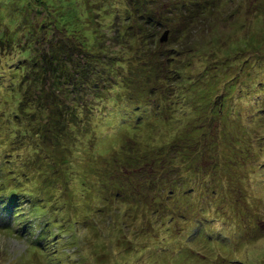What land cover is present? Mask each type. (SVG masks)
I'll return each instance as SVG.
<instances>
[{
    "label": "rangeland",
    "instance_id": "374dc122",
    "mask_svg": "<svg viewBox=\"0 0 264 264\" xmlns=\"http://www.w3.org/2000/svg\"><path fill=\"white\" fill-rule=\"evenodd\" d=\"M64 1L68 3L14 0L2 5L0 16L7 24L0 21V43L25 42L34 52L44 51L49 47L45 40L51 34L45 27L54 26L55 37L65 32L69 38L64 41L69 45L78 43L80 57L86 59L101 51L104 60L94 72L112 79L113 70L124 84L113 92L93 91L87 97L104 103L110 97L117 100L113 102L162 100L166 105L161 116L166 120L160 121V117L157 123L150 122L152 127L130 137L125 131L131 133L132 128L112 123L118 136L111 137L105 147L95 144L98 132L91 130L95 123L88 116L92 112L83 107L79 118L85 123L83 127L78 123L77 136L47 137L42 127L46 136L43 139L33 123L15 122L10 102L13 94L1 88L0 97L5 102L0 107V163L4 161L0 164V184L13 183L8 190L14 184H26L41 207L36 220L31 219L27 204L22 208L27 215L21 212L20 217H14L11 207H0V264H264V193L250 184L248 174L260 172L258 166L264 168V119L253 122L255 118L242 115L243 106L250 115L254 103L245 104V88L239 93L235 86L252 84V78L264 73V63L251 69L252 60L264 58V0H204L209 6L203 8L199 7L200 0H174V5L183 8L181 12L174 10L172 3L161 9L158 4L162 0H146L145 9L166 25L175 27L182 18L181 26H186L188 32L182 35L183 45L177 44L180 39L174 37V32L158 24L151 28L139 19L131 22L127 1ZM59 22L64 23L63 27ZM157 27V34H150ZM165 32L166 39L160 41ZM146 38L168 45L162 46L159 57L154 56L157 46L152 50L148 45L152 41L148 39L146 45ZM171 44L174 48H169ZM52 56L57 55L52 52ZM161 60L171 63L168 69ZM83 62L66 63L72 79L78 75L82 82L86 80L88 74H83L92 67H83ZM151 66L156 69L153 75L148 74ZM162 77L169 78L168 82L159 83ZM154 88L158 89L157 95L151 93ZM65 94L66 109L71 104L83 105L79 93ZM105 128L110 130L107 125ZM19 130L25 133L15 134ZM183 157L190 177L197 182L196 192L187 198L165 190V173L172 168L175 172L177 161ZM170 158L174 162H169ZM92 161L107 170L87 172L85 178L93 182L89 194L79 185L82 176L76 171L82 172ZM153 161L156 168L151 165ZM141 173L144 175L140 180L137 176ZM10 174L22 176L20 183ZM111 174L115 180L123 178L124 184L130 179L133 184L143 185L139 193L148 196L129 201L122 184V194L120 190H103L104 197L99 198L94 194L95 177L111 183ZM192 200H204V211L197 213V203ZM196 217L222 234L207 241L208 249L199 242L202 235L192 234L189 239L190 228L183 231L189 225L185 220ZM30 222L31 231L26 232ZM46 222H50L51 229L41 240L39 224L45 227ZM225 236L232 238L227 247L219 242ZM192 240L196 243L191 244Z\"/></svg>",
    "mask_w": 264,
    "mask_h": 264
},
{
    "label": "trees",
    "instance_id": "16d2710c",
    "mask_svg": "<svg viewBox=\"0 0 264 264\" xmlns=\"http://www.w3.org/2000/svg\"><path fill=\"white\" fill-rule=\"evenodd\" d=\"M123 2L130 3V14L131 22L136 23V20H138L141 24L145 23L148 24L151 28L158 24L160 27L165 30L168 29V32L171 31L173 33L176 39H180L177 44H182L185 39H183L184 36L183 33L186 31V26H181L183 22L182 18L178 20L177 26L172 25H166V22L164 23L161 21L153 12L147 11L145 9L146 6L145 3H147L146 0H122ZM177 1V0H175ZM174 0H162L159 2L158 7L163 8L167 6L166 3H172L173 9L180 11L183 9L181 6L174 5ZM204 0H200L199 7H207L209 4L207 2L203 3ZM228 1V0H226ZM235 0H232L234 2ZM237 2L239 0H236ZM14 2V0H0V8L2 5H6V3ZM60 2L68 3L67 1L60 0ZM120 3V2H119ZM244 3H247L246 0ZM121 4V3H120ZM198 5V3H197ZM64 4L62 5V7ZM144 6V10L142 11L141 8ZM200 10V9H199ZM197 12V11H196ZM213 15H216V13H212ZM177 15H180L178 13ZM217 16V15H216ZM134 19V20H133ZM209 19V18H207ZM206 19V20H207ZM216 19V18H215ZM4 16H0V21L3 22ZM212 20V19H211ZM214 20V19H213ZM211 22H215V21ZM14 21V18L11 19V22ZM66 21V20H65ZM196 22V21H195ZM5 23V22H3ZM206 23L211 26V23L209 20L206 21ZM222 23V22H221ZM7 24V23H5ZM184 24V23H183ZM227 24V23H226ZM64 23L59 22V26L63 27ZM146 26V25H145ZM146 26V27H148ZM141 28V25L139 26ZM137 28V24H136ZM200 28V27H199ZM151 30L150 28H148ZM160 28L157 27L155 31H153L150 34H157V31ZM49 30L51 31L50 39L45 40L49 47L47 50L42 51L43 49L37 50L34 52V49L32 47L25 46V42L23 44H16L8 45L5 44V42L0 43V51L2 53L0 54V96L2 97V91L1 88L4 90H9V94L12 93V100L10 101L11 104L14 106V109L11 108V113L14 112V118L15 122L17 124H21L23 121H29L34 124L37 128L40 129L42 133V137H55L56 139L58 137L62 138L64 134L70 135V136H77L76 127L79 123L81 127L84 126V120L80 119V111L83 107H88L89 111L92 112L90 115H88L91 120H94V126L92 124L91 130L97 131L98 135L95 136L96 142L95 144H99L102 146H105L107 142H109L110 138L113 136H118V133H116V127L112 123H125L124 128L130 129L132 128L133 131L131 133L127 134V131H125L127 137H130L131 135H134L135 132L139 131L140 129H144L145 127H152L153 122H156V120L160 119V121L166 120V118L162 120V114L164 105H166V102L160 100L158 102H145L143 100H131L128 102L126 99H119L118 102L113 98H107L106 103L102 102V99H92L90 96L87 97V95H90L93 91L100 92V93H109L113 92V89L117 88V86L121 87L124 85L121 82V79L119 78L118 73H113L112 70L110 75L112 79L106 78V75L100 72H94V70L97 69L98 65L101 66L102 60H104V57L101 56L100 52L96 54H92L91 56L87 57L86 59L82 56L80 57L79 54L82 53L81 47L77 44H68L65 39H68L69 36L67 33L63 32L62 34H59L57 37H55L53 32L56 30V28L53 26L51 28V25L45 27V31L49 33ZM136 34H139L138 32ZM188 34V32H186ZM151 38V37H149ZM146 38V45L150 41L152 43L148 44L151 49L153 50L154 46H157L153 52L154 56L157 55L159 57V53L163 51L162 46H167L168 42H166L164 45L160 44L159 41L153 39ZM54 39V40H53ZM149 39V40H148ZM148 41V42H147ZM182 41V42H181ZM22 43V42H21ZM186 45V44H185ZM68 46V48H66ZM44 48V47H43ZM169 48H174V45H170ZM187 49V48H186ZM189 49V48H188ZM187 51V50H186ZM52 52H54L57 56H52ZM144 53H150L149 51H144ZM153 56V57H154ZM174 56V55H173ZM2 57V58H1ZM163 59L162 57H160ZM167 60V59H166ZM161 60V62L165 63V61ZM78 62V65L80 64V61H85L82 63V66H91V70H85L86 72L83 74L84 76L86 74L87 78L84 82L81 81V78L77 75L74 79H72V74H68V69L66 68V63L69 64H75ZM159 61V63H161ZM86 63V64H84ZM119 63V61H118ZM158 63V64H159ZM264 63V58H256L252 60L251 69L256 67L257 64ZM167 64H171L169 61L165 63L166 69H168ZM160 66V65H159ZM163 68V66H162ZM9 73H12L10 76H8ZM153 73H156V69L154 66L149 67L148 74L153 75ZM157 76V75H154ZM86 77V76H85ZM10 81L8 83L7 81ZM169 78L162 77L159 78L160 82H168ZM164 81V82H162ZM252 84H246V86H239V83L236 84V87H239V93L241 92L242 88H245V94L244 97L240 95L238 98H243V101L245 104H249V102L254 103V106L252 107V112L249 115L248 109H242V115L246 117V114L250 118H255L254 121L262 120L264 119V73H262L261 77H255L250 80ZM249 83V82H247ZM114 89V90H115ZM126 89V87L124 88ZM244 90V89H243ZM71 91V93H79L82 96V101L84 102L83 105L78 104H71L69 106V109H66V105L64 101V98L67 96L66 94L63 95L64 92ZM158 89L154 88L151 89V93L154 95H157ZM68 94V93H67ZM214 93L213 99L215 97ZM70 96V95H69ZM68 96V97H69ZM0 97V107L4 106V102L2 101V98ZM87 97V98H85ZM84 99V100H83ZM229 99V98H228ZM245 99V100H244ZM105 105V107H101L98 104ZM224 107H226V104L223 102ZM11 105V106H12ZM12 106V107H13ZM20 108V110H19ZM2 110H0L1 112ZM227 111V110H226ZM42 115H45L42 117ZM107 119L110 122H107ZM90 121V120H89ZM118 121V122H117ZM151 122V123H150ZM106 125L110 130L106 131ZM45 129V135L44 131L41 130V128ZM105 129H104V128ZM114 128L115 131L113 132L111 128ZM102 129V130H101ZM22 133H25V131L21 130ZM21 131L14 132L15 134L19 135L21 134ZM123 134L119 137L122 138ZM77 140V138H76ZM38 146V145H37ZM106 147V146H105ZM179 151L177 152V154ZM182 155V153L180 154ZM183 156V155H182ZM170 157V156H169ZM168 159V156L166 157ZM169 162H174L171 158ZM187 160L183 157L182 160H178L177 164L175 165V172L173 168L170 172H166L165 174H168L166 177V191H170L171 195L175 197H182L187 198L193 196V194L196 192L194 191L195 185L197 186V182L195 178H191L189 175V168L186 169V163ZM184 163V164H183ZM188 163V162H187ZM1 165L4 164V161L0 163ZM156 168V162L153 161L151 164ZM150 166V168H152ZM74 169V167H72ZM106 167L104 165H101L97 161H92L87 164V166L81 170H77L82 177L80 178V186L84 187V190L87 191V193L92 192V188H90L91 184L93 183L91 180L86 179L85 176L89 170H100L103 171V169ZM142 169H146L145 166L141 167ZM0 166V171H1ZM141 169V170H142ZM249 169H252L249 167ZM258 169L260 172H253V173H247L249 176V182L250 184H253L256 186L260 192L264 193V168H260L258 166ZM75 172V173H76ZM106 172V171H105ZM77 173V174H78ZM164 174V175H165ZM112 175V174H111ZM144 173H141L137 178L140 180L143 178L142 176ZM12 177V179L18 180L22 177L18 174L9 175ZM114 178L113 181H117L116 184L109 183L110 181L104 180L103 178L98 179L95 177L96 183L94 188V194H98L99 198L103 199V190H109L110 192L112 190H120L122 194L121 185L124 184L123 178L118 179L115 176L112 175ZM194 177H197V172H195ZM20 183V182H18ZM30 183V182H29ZM13 184V183H12ZM12 184H0V207L2 209L12 208L13 209V215L16 217H20L21 212H24V214L27 215V211L22 209L24 204H27L28 208H30L29 213H31V219H37V213L38 208L41 207V204H38L37 202V196L34 195L31 192L27 191V187H25L24 183H22V186H18L14 184V188L11 190H8L10 185ZM126 197L129 199V201L136 202L137 199L141 196H148V194H141L139 193L143 187V185L140 184H133V181L129 179V181H126ZM264 195V194H263ZM116 197V196H115ZM117 198V197H116ZM125 201L128 202V199ZM121 199V198H118ZM148 201V200H146ZM145 201V202H146ZM196 204L197 203V213H200L204 211V200L202 203V200H192L191 203ZM186 203V202H185ZM202 204V205H201ZM90 207V206H88ZM167 209V208H166ZM88 213L89 210H86ZM169 211V210H168ZM93 212V211H92ZM170 214V211H169ZM182 214V213H181ZM183 217V214L180 215ZM184 219V218H183ZM185 220V219H184ZM190 220V221H189ZM89 223V219L87 220ZM188 222V226H185V230L190 228L189 233V239L193 235H196L199 237V235H202L203 239H200V243L205 245V248H207V241L211 239H218L217 237H222V234L220 232H217L215 229L212 230V226H209L208 224L201 223L200 221H197L196 218H191L185 220ZM31 222L28 223L27 227L28 230L26 232H30ZM41 228V235L38 237L41 240H43V237L47 235L50 232L51 224L50 222H46V226L44 227L42 223L39 224ZM199 226V229L193 230L192 227ZM196 231V232H195ZM71 233V232H69ZM195 233V234H194ZM37 238V235H36ZM231 236L223 237V240H219V242L226 246L228 245V242L231 240ZM203 240V241H201ZM192 243H196L195 240L191 241ZM203 250V247H202ZM212 254V252L210 253ZM63 255V254H61ZM57 256V254H56ZM209 256V255H208ZM210 257V256H209ZM205 262H209L211 260L204 259ZM67 263V262H66ZM68 264V263H67ZM207 264V263H206Z\"/></svg>",
    "mask_w": 264,
    "mask_h": 264
},
{
    "label": "water",
    "instance_id": "95a60500",
    "mask_svg": "<svg viewBox=\"0 0 264 264\" xmlns=\"http://www.w3.org/2000/svg\"><path fill=\"white\" fill-rule=\"evenodd\" d=\"M166 34H167V32H165V33L163 34V37L160 39V41H163V40L166 39Z\"/></svg>",
    "mask_w": 264,
    "mask_h": 264
}]
</instances>
